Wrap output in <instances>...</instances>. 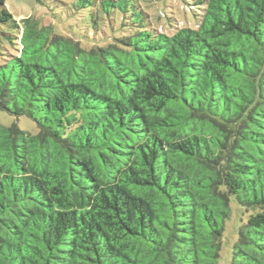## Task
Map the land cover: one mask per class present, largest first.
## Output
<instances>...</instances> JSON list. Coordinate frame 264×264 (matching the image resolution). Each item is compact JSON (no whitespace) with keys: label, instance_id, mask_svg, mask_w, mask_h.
<instances>
[{"label":"trees","instance_id":"obj_1","mask_svg":"<svg viewBox=\"0 0 264 264\" xmlns=\"http://www.w3.org/2000/svg\"><path fill=\"white\" fill-rule=\"evenodd\" d=\"M57 1L0 0V264H264V0Z\"/></svg>","mask_w":264,"mask_h":264},{"label":"rangeland","instance_id":"obj_2","mask_svg":"<svg viewBox=\"0 0 264 264\" xmlns=\"http://www.w3.org/2000/svg\"><path fill=\"white\" fill-rule=\"evenodd\" d=\"M55 1V2H54ZM64 3H69L71 0H60ZM57 0H47L46 6L49 8H55L57 6ZM6 4L9 8V10L15 15L18 16L19 19L23 18L28 15H37L40 17H43L44 20H49L50 14H45V8L46 6H40L37 3V0H6ZM166 10L169 12L176 11V13L180 14L181 3L179 0H167L165 1ZM164 5L157 4L156 9L154 10L156 14L160 12V9H164ZM180 18H182L180 16ZM0 123L6 126L12 125L14 123H17L23 130H26L31 133H36L38 131L37 123L30 117L26 115L22 116H15L14 114L4 111L0 109Z\"/></svg>","mask_w":264,"mask_h":264}]
</instances>
